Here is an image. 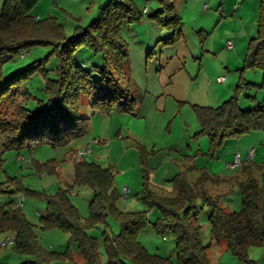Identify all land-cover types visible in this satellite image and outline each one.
I'll use <instances>...</instances> for the list:
<instances>
[{
    "label": "rangeland",
    "instance_id": "obj_1",
    "mask_svg": "<svg viewBox=\"0 0 264 264\" xmlns=\"http://www.w3.org/2000/svg\"><path fill=\"white\" fill-rule=\"evenodd\" d=\"M131 1L138 17L123 21L118 30V37L125 44L124 53L106 54L87 45L77 47L74 53L75 63L88 75L76 79L65 96H68L66 102L76 106L79 115L88 117L83 136L62 145L38 142L17 148L7 146L0 131V203L11 199L19 202L25 195L22 210L33 223L42 248V254L33 257L39 264H74V260H83L79 244L71 239L70 233L44 227L41 217L47 213L44 195L54 194L71 182L74 172L71 154L86 147L92 149L85 156L86 160L114 170L119 209L147 211L146 228L139 234V241L149 252L169 257L173 264H178L174 236L170 231L162 233L154 227L160 210L150 208L142 198L146 170L152 187L158 190L172 189L173 177L189 158L210 173L219 171L222 176L235 175L237 169L226 168L225 163L218 164L221 159L216 158L218 150L212 151L210 137L196 135L200 122L195 105L217 107L236 93L244 108L264 103L263 71L244 66L249 40L258 32L264 0H173L179 22L167 21L170 16L167 11H161L165 4L160 0ZM3 2L0 0V12ZM108 2L39 0L31 14L44 23L59 24L61 35L70 38L88 27ZM229 41L233 43L232 48L228 47ZM54 47V44H42L23 49L25 58L18 55L4 62L2 73L10 76L28 63L49 56V76L55 78L58 62L51 52ZM219 76H225L226 80L219 81ZM22 81V88L29 92L24 104L32 111L38 110L48 98L46 79L38 72ZM113 82H117L119 93L134 98L132 110L120 111L113 106L103 111L94 104L99 96H106ZM246 82L257 85H246ZM242 136L228 142L238 143L240 148L249 142L256 147L264 145V129ZM20 155L24 158H19ZM258 156L253 161L261 164L264 159ZM51 163L56 170L49 169ZM13 181L31 191L11 194L1 190L10 187L7 184ZM125 185L130 188L128 196L123 189ZM93 196V190L85 185H76L69 193L83 220L90 215ZM222 205L228 211L242 209L238 185L222 198ZM210 211L199 202L196 212L202 227L201 239L209 245L211 263L250 264L227 249L225 242L217 243L212 238ZM120 230L121 223L112 214L106 221L88 228V234L97 239L103 260H107L105 237L114 236ZM8 235L1 233L0 240ZM26 259L14 245L0 246V264H23ZM248 259L254 264H264V245L250 246Z\"/></svg>",
    "mask_w": 264,
    "mask_h": 264
},
{
    "label": "trees",
    "instance_id": "obj_2",
    "mask_svg": "<svg viewBox=\"0 0 264 264\" xmlns=\"http://www.w3.org/2000/svg\"><path fill=\"white\" fill-rule=\"evenodd\" d=\"M38 1L4 0L0 12V131L9 147H30L38 142L62 145L86 133L88 117L79 115L76 106L66 102L68 96H65L76 79L88 75L75 63L74 53L81 45L106 54L117 51L124 53L125 44L119 39L118 30L123 21L138 17L131 0H109L88 27L66 38L61 35L59 24L53 21L44 23L31 14ZM160 1L165 4L161 11H167L170 16L167 21L179 22L173 0ZM258 22V32L249 40L244 66L260 68L264 73V11ZM42 44L55 45L51 51L58 62L55 78L49 76V56L28 63L10 76H4V62L20 55L23 49ZM38 72L46 79L48 98L38 110L32 111L24 104V97L29 92L22 88V80ZM112 85V89L103 88L106 96H99L94 104L103 111L113 106L120 111L132 110L134 98L119 93L117 82ZM246 85L257 84L246 82ZM195 113L200 122L196 135H208L213 152L221 149L230 139L264 129V103L255 107H241L237 93L217 107L195 105ZM35 163L40 164L38 161ZM240 164L238 174L233 179L211 174L207 169L185 161L173 177L170 190L153 188L145 169L142 198L150 208L160 210L154 227L162 233L170 231L174 236L178 264H212L209 245H205L201 239L202 227L196 212L199 202L211 209L212 238L217 243L225 242L227 249L254 264L253 260L248 259L249 247L264 245V163L241 159ZM48 167L56 170L52 163ZM7 185L10 187L1 190L11 194L20 190L23 193L31 191L17 181ZM76 185L88 186L94 192L89 204L90 215L84 220L69 197ZM222 185L226 186L223 190L219 189ZM235 185L241 189L242 209L228 211L222 205V198ZM44 196L47 213L41 217L43 226L67 231L71 239L78 242L82 261L64 254L70 256L74 264H128L127 261L131 264H173L169 257L149 252L139 241V234L146 228L147 211L119 209V192L111 167L85 159L76 161L73 181L60 187L56 193ZM109 214L119 219L121 230L114 236L105 237L107 260H103L96 237L89 235L87 230L106 221ZM1 233L15 235L14 248L28 258L23 264H39L38 260L33 259L42 254L34 225L14 199L0 203Z\"/></svg>",
    "mask_w": 264,
    "mask_h": 264
},
{
    "label": "crops",
    "instance_id": "obj_3",
    "mask_svg": "<svg viewBox=\"0 0 264 264\" xmlns=\"http://www.w3.org/2000/svg\"><path fill=\"white\" fill-rule=\"evenodd\" d=\"M23 58H25V56L23 57ZM225 77V76H224ZM225 80H226V77H225ZM224 80V81H225ZM223 82V81H222ZM239 103H240V100H239ZM242 107V106H241ZM246 108H249V107H246ZM82 116V115H81ZM242 137H244V136H242ZM242 139V138H241ZM229 141V140H228ZM228 141H226V143H225V145L221 148V149H219L217 152H216V158H218V159H221V160H219L218 161V164H224V166H226V168H230V169H237V172H236V174L235 175H233V176H228V175H226V176H224L223 175V177H227V178H236V176H237V174H238V168L236 167V168H232V167H229V163H231V162H233L234 160H235V156H236V153H240V155H241V158L242 159H247V160H254L256 157H257V155H259L258 157L259 158H261V160L262 159H264V157H262L264 154H262V153H260L261 152V150H263L264 151V145H262V146H260V147H256L254 144H252L251 142H249V143H245L244 145H243V147L242 148H240L241 146L238 144V143H235V144H232V143H229ZM237 146H240V147H237ZM252 147H255V153H254V156H253V158L252 159H249L248 158V152H249V150L252 148ZM92 151H90L89 153H86V154H84L83 156H81V157H74V153L73 154H71V157L73 158V160H74V163L76 162V161H79V160H83V159H85V156L87 155V154H90ZM19 158H24V156H22V155H20L19 156ZM86 160V159H85ZM225 160H226V162H225ZM256 160V159H255ZM186 161H190L191 163L193 162V160H192V158H189V159H187ZM185 162V161H184ZM183 162V163H184ZM253 162H255L256 163V161H253ZM183 163L181 164V167L183 166ZM264 163V161H262V163L261 164H263ZM257 164H259V163H257ZM102 166V165H101ZM73 168H74V165H73ZM214 173H211V174H216V175H220V176H222L220 173H219V171H213ZM73 178H74V172H73V177H72V179H71V182L73 181ZM6 186V185H5ZM4 186V187H5ZM6 188V187H5ZM161 188V187H160ZM123 189H124V192H125V196H128L129 195V193H130V188H129V186L128 185H125L124 187H123ZM161 189H163V188H161ZM72 192H74V191H72ZM39 212V211H38ZM37 212V214L38 215H41V212H39L38 213Z\"/></svg>",
    "mask_w": 264,
    "mask_h": 264
},
{
    "label": "built area",
    "instance_id": "obj_4",
    "mask_svg": "<svg viewBox=\"0 0 264 264\" xmlns=\"http://www.w3.org/2000/svg\"><path fill=\"white\" fill-rule=\"evenodd\" d=\"M228 47L232 48L233 47V43L231 41L228 42ZM26 54V51H22L20 56L23 58ZM219 81H224L225 77L224 76H219L218 77ZM92 149L90 147H86L85 149L79 150L77 152H75L74 157H81L86 153H89ZM255 153V147H252L249 152H248V158L252 159ZM241 163V155L240 153H236L235 156V160L231 163H229V167L232 168H236L240 165ZM24 204V195L21 196L20 201H19V205H23ZM39 213V212H38ZM15 244V235L14 234H10L7 237L3 238L0 240V246L6 247L9 245H14Z\"/></svg>",
    "mask_w": 264,
    "mask_h": 264
}]
</instances>
